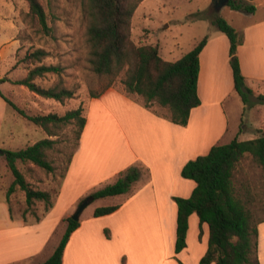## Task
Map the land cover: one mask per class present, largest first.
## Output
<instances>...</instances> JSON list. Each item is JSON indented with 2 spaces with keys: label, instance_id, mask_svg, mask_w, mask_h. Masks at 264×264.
I'll list each match as a JSON object with an SVG mask.
<instances>
[{
  "label": "crops",
  "instance_id": "crops-1",
  "mask_svg": "<svg viewBox=\"0 0 264 264\" xmlns=\"http://www.w3.org/2000/svg\"><path fill=\"white\" fill-rule=\"evenodd\" d=\"M241 1L254 4L255 10L237 11L249 18L237 29L243 33V42L237 48L240 69L254 93L264 96V0ZM22 2L0 0V61L8 63V71L20 47L17 34ZM212 4L213 0L210 7ZM257 12L259 15L253 18ZM197 92L201 102L190 110L185 126L156 116L114 88L89 98L85 125L52 206L39 219L23 220L11 214L4 200L0 213V264H43L59 243L57 236H62L65 219L79 200L135 163L148 169L146 181H138L133 193L100 198L103 203L99 206L119 204L115 211L94 216L93 208L84 217L80 215L78 226L65 244L61 264H201L208 226L200 224L197 215L191 213L186 245L176 253L177 206L172 196L186 198L195 186L193 180L180 175L186 161L206 154L217 142L230 141L224 140L228 130L224 103L235 92L229 41L215 28L199 53ZM103 117L112 122L120 136L117 146L98 145L100 129L88 130ZM137 121H141L140 128ZM139 129L144 134L141 147L137 144ZM240 133L236 136L239 140ZM5 135L12 136V132L3 131L0 137ZM98 156L102 157L101 163L95 160ZM66 188L73 193L59 209ZM257 257L259 264H264V221L257 225Z\"/></svg>",
  "mask_w": 264,
  "mask_h": 264
},
{
  "label": "trees",
  "instance_id": "trees-1",
  "mask_svg": "<svg viewBox=\"0 0 264 264\" xmlns=\"http://www.w3.org/2000/svg\"><path fill=\"white\" fill-rule=\"evenodd\" d=\"M141 1L143 0H80L85 20L86 61L90 70L104 80L100 90L89 92V98L99 97L108 88L118 85L119 92L156 116L185 126L190 110L201 102L197 92L199 53L206 43L207 36L178 59L165 60L159 53L158 44H135L131 39L132 17ZM26 2L29 8L26 16L36 32L50 35L53 29L48 24V14L55 19L54 0H45V4L40 0ZM227 5L234 10L248 13L255 10L254 4L241 0H229ZM205 17L210 19L213 28L227 36L234 90L245 104H253V91L245 83L237 56V48L243 42V33L214 13L207 15L205 12H197L189 15L190 19ZM46 56L48 52L42 48L25 52L17 62L25 64L27 72L23 78L11 82L25 86L43 98L59 102L72 98L73 91L68 88L58 84L43 87L35 81L47 73L61 75L63 71L60 65L45 64L43 59ZM8 80L7 77L0 78V83ZM0 96L22 117L39 126L47 136H54L63 125L75 122L79 139L85 125L81 107L67 110L62 115L53 112L30 115L3 94L0 93ZM257 98L264 101L262 95ZM55 142V139L45 137L24 148L0 149L6 167L13 176L6 190L7 200L19 189L23 191L28 207L35 201H43L46 212L52 206V194L47 190L32 188L16 163L19 161L22 164H32L52 172L54 166L49 159V152ZM72 155L73 153L68 157L65 172ZM246 155L260 167L264 178V134L247 140L234 137L226 143L217 142L206 154L198 155L184 163L180 175L193 180L195 186L186 198L172 196L177 206L174 245L176 253L186 245L187 219L191 213H195L199 223L205 222L208 226L207 248L199 260L201 264H259L257 225L264 221V217L256 218L250 208L254 199L249 193L238 188L234 180L236 165ZM144 174L148 176V169L142 164L130 165L118 172L113 183L89 195L97 199L133 193L134 185ZM56 195L57 191L54 192V198ZM118 207L119 204L99 206L94 209L93 215L108 214ZM259 207L264 211V200L259 203ZM65 222V230L59 243L43 264H61L65 244L71 232L78 226L79 220H73L69 216Z\"/></svg>",
  "mask_w": 264,
  "mask_h": 264
},
{
  "label": "rangeland",
  "instance_id": "rangeland-1",
  "mask_svg": "<svg viewBox=\"0 0 264 264\" xmlns=\"http://www.w3.org/2000/svg\"><path fill=\"white\" fill-rule=\"evenodd\" d=\"M40 1L45 4V0ZM210 2L211 0H144L137 6L132 17L131 39L135 44H158L161 57L168 61H174L191 50L204 36H208L214 31L208 17L190 19L189 15L197 12H205L207 15L214 13L224 18L236 29L249 20V18H243L237 12L238 10H234L228 5H224L219 12H215L212 5L210 7ZM22 3L19 9L20 26L17 34L20 47L16 51L15 61L10 71H8V63L5 60L0 61V78L7 76L9 79L0 83V93L30 115L50 112L62 115L67 110L81 107V115L87 117L89 92L100 90L104 80L90 70L86 61L85 20L82 16L80 0H54L55 19H52L48 14V24L53 29L50 35H42L36 32L29 17L26 16L29 9L28 3L26 0H23ZM258 15L257 12L253 18ZM37 48H42L48 52V56L43 59L45 64L60 65L63 71L61 75L47 73L36 78L35 81L43 87H52L58 84L68 88L73 91L72 98L65 99L63 102L43 98L25 86L11 82L23 78L27 72V66L18 63L17 60L25 52ZM117 88L118 85L114 87L118 90ZM253 95V104H245L236 92H232L225 101L224 108L228 120L225 141L236 137L239 131H241L240 140H247L264 134V101L257 98L261 94H255L253 91ZM136 123L137 128H140L141 121ZM90 126L88 130L97 128L101 131L98 145L117 146L119 144L120 136L117 135L115 126L104 117L97 120L96 127ZM254 128L257 129L258 133ZM76 129V123L70 122L63 125L56 135L47 136L39 126L22 117L0 96V134L8 130L12 132V136L0 137V149L24 148L45 137L56 140L53 149L49 152V159L54 166L52 172H47L32 164H22L19 161L16 163L31 187L49 191L53 201L57 199L64 181L68 157L74 153L78 144ZM141 130L137 131V144L140 147L142 146L141 140L144 138ZM95 160L101 163L102 157L98 156ZM146 177L144 174L141 180H145ZM115 179L116 177H113L109 181L103 182L94 190L113 183ZM12 180L13 176L6 167L4 156L0 153V213L4 209L6 190ZM234 180L238 188L249 193L254 199L250 208L256 218H263L264 211L259 207V203L264 200V178L260 167L252 161L250 156H244L237 163ZM137 185L135 184L134 188ZM56 191L57 195L54 198ZM72 193L70 188L64 190L59 200V209L71 198ZM102 201L100 198L94 199L84 208L81 217L87 215L93 208L99 207L103 203ZM7 202L11 214L19 215L23 220H35L44 213L45 204L43 201H35L31 207H28L24 200V193L19 189L9 196ZM75 208L70 213V217ZM60 236L61 233L57 236V240H60Z\"/></svg>",
  "mask_w": 264,
  "mask_h": 264
},
{
  "label": "water",
  "instance_id": "water-1",
  "mask_svg": "<svg viewBox=\"0 0 264 264\" xmlns=\"http://www.w3.org/2000/svg\"><path fill=\"white\" fill-rule=\"evenodd\" d=\"M229 0H213L212 8L213 11L219 12V10L224 6L227 5ZM92 195H87L83 199H81L78 203V205L75 208L74 213L72 214L71 218L73 220H79V217L84 210V208L93 201Z\"/></svg>",
  "mask_w": 264,
  "mask_h": 264
},
{
  "label": "bare ground",
  "instance_id": "bare-ground-1",
  "mask_svg": "<svg viewBox=\"0 0 264 264\" xmlns=\"http://www.w3.org/2000/svg\"><path fill=\"white\" fill-rule=\"evenodd\" d=\"M131 117V116H130ZM127 118V117H126ZM135 130V129H134ZM140 204V203H139ZM129 211V210H128ZM136 211H137V209H136ZM138 212V211H137ZM145 213V212H144ZM141 215V214H140ZM150 219V218H149ZM148 221V220H147ZM130 225V224H129Z\"/></svg>",
  "mask_w": 264,
  "mask_h": 264
}]
</instances>
